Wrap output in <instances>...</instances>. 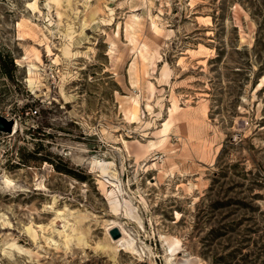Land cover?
I'll return each instance as SVG.
<instances>
[{"label": "rangeland", "instance_id": "rangeland-1", "mask_svg": "<svg viewBox=\"0 0 264 264\" xmlns=\"http://www.w3.org/2000/svg\"><path fill=\"white\" fill-rule=\"evenodd\" d=\"M0 116V264H264V0H0Z\"/></svg>", "mask_w": 264, "mask_h": 264}, {"label": "water", "instance_id": "water-1", "mask_svg": "<svg viewBox=\"0 0 264 264\" xmlns=\"http://www.w3.org/2000/svg\"><path fill=\"white\" fill-rule=\"evenodd\" d=\"M16 126V121L11 119L4 118L0 116V133L5 135H11L14 132V127ZM110 237L113 240H118L121 238V233L118 229H113L110 232Z\"/></svg>", "mask_w": 264, "mask_h": 264}, {"label": "bare ground", "instance_id": "bare-ground-1", "mask_svg": "<svg viewBox=\"0 0 264 264\" xmlns=\"http://www.w3.org/2000/svg\"><path fill=\"white\" fill-rule=\"evenodd\" d=\"M18 130V124H17V122H16V126L14 127V132L12 133V134H14V133H16V131ZM114 228L115 229H118L120 232H122L123 234H124V232L122 231V229H121V227L119 226V225H115L114 226Z\"/></svg>", "mask_w": 264, "mask_h": 264}]
</instances>
